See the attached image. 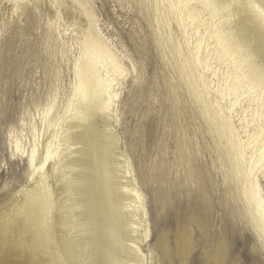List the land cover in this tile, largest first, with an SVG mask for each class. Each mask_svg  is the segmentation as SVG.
Segmentation results:
<instances>
[{"label": "rangeland", "instance_id": "374dc122", "mask_svg": "<svg viewBox=\"0 0 264 264\" xmlns=\"http://www.w3.org/2000/svg\"><path fill=\"white\" fill-rule=\"evenodd\" d=\"M81 1L122 66L101 71L143 197L146 263L218 264L209 253L224 242L226 264H264V229L247 199L260 185L264 200V109L260 90L237 84L234 58L219 54L212 12L189 18L195 0ZM67 5L80 8L75 0H0V211L33 185L34 146L40 161L73 111L87 24L68 18ZM183 227L193 244L185 259ZM164 236L170 258L159 246ZM0 257L31 264L12 245Z\"/></svg>", "mask_w": 264, "mask_h": 264}, {"label": "bare ground", "instance_id": "6f19581e", "mask_svg": "<svg viewBox=\"0 0 264 264\" xmlns=\"http://www.w3.org/2000/svg\"><path fill=\"white\" fill-rule=\"evenodd\" d=\"M75 1L80 8L73 10L67 5L66 15L86 21L87 27L85 50L76 66L73 111L63 129L44 144L42 160H37L36 146L29 153L33 185L19 191L23 198L10 210L0 211V256L12 245L16 258L31 264H147L143 197L125 165L111 121L116 94L101 71L106 65L114 71L122 66L94 29L83 2ZM195 1L189 18H197L202 10L212 12V34L219 54L234 58L237 84L260 90L264 109V0ZM224 125L230 128L231 144L237 148L234 129ZM263 158L264 154L260 163ZM259 188L251 187L247 199L258 215L256 226L264 229V200ZM190 233L188 227L181 230L183 259L193 250ZM168 242L164 236L159 246L170 258ZM223 243L209 253L218 264H226L227 246Z\"/></svg>", "mask_w": 264, "mask_h": 264}]
</instances>
